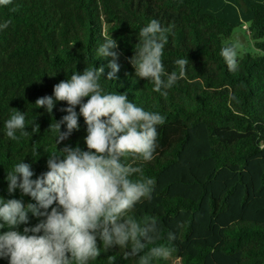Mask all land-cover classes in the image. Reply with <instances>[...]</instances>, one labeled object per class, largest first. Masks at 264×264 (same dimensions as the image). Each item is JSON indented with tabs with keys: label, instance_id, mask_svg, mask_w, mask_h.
Instances as JSON below:
<instances>
[{
	"label": "trees",
	"instance_id": "16d2710c",
	"mask_svg": "<svg viewBox=\"0 0 264 264\" xmlns=\"http://www.w3.org/2000/svg\"><path fill=\"white\" fill-rule=\"evenodd\" d=\"M151 19L167 29L162 61L168 73L183 75L166 94L139 79L129 58L137 34ZM0 194L6 172L18 160L46 169L44 149L54 145L47 128L66 114L59 102L48 114L36 99L54 84L108 58L95 53L104 39H117L122 54L117 79L101 78L106 91L127 93L148 111L165 116L158 126L154 159L144 175L155 181L151 202L138 206L139 217L155 216L166 260L153 264H264V0H13L0 7ZM248 25L259 54L236 56L229 71L220 49L235 28ZM25 112L27 134L8 138L4 122ZM34 122L39 125L33 131ZM58 145L85 147V125ZM29 155V156H28ZM18 195V194H17ZM28 200L27 197L24 198ZM35 222V221H33ZM168 232L175 234L169 240ZM151 247V245L149 246ZM138 264L123 250L103 253L92 264ZM0 264H7L0 260Z\"/></svg>",
	"mask_w": 264,
	"mask_h": 264
},
{
	"label": "clouds",
	"instance_id": "9594fccd",
	"mask_svg": "<svg viewBox=\"0 0 264 264\" xmlns=\"http://www.w3.org/2000/svg\"><path fill=\"white\" fill-rule=\"evenodd\" d=\"M12 3L0 0V7ZM7 27V21L0 22V29ZM166 33L159 20L151 19L140 28L129 58L135 76L152 81L153 91L162 95L183 75L186 64L184 59L176 61L179 75L165 71ZM117 49V39H104L95 53L97 58L111 57L106 74L103 66L72 72L54 84L50 95L36 99L37 109L48 114L65 102L60 111L66 114L47 128L54 145L43 150L46 169L34 171L33 163L42 155L35 149V158L18 160L4 177L7 196L0 194V260L7 264H92L102 252L116 249L123 250L125 257H138V264L169 257L167 246L156 243L160 221L136 213L138 206L153 199L155 181L144 175L143 167L154 159L157 128L166 118L133 103L127 93L102 87V77L117 79L122 54ZM220 56L229 71L237 69L234 44L222 47ZM81 118L85 147L59 148L80 130ZM37 126L34 122L33 131ZM4 128L10 139L18 130L27 134L25 112L17 109ZM167 237L174 240L175 234L168 232ZM114 261L112 257L110 264Z\"/></svg>",
	"mask_w": 264,
	"mask_h": 264
},
{
	"label": "rangeland",
	"instance_id": "374dc122",
	"mask_svg": "<svg viewBox=\"0 0 264 264\" xmlns=\"http://www.w3.org/2000/svg\"><path fill=\"white\" fill-rule=\"evenodd\" d=\"M232 42L236 48V56H242L244 53L259 54L260 50L255 46V40L251 35L248 25L244 24L234 29L232 35L227 39Z\"/></svg>",
	"mask_w": 264,
	"mask_h": 264
}]
</instances>
